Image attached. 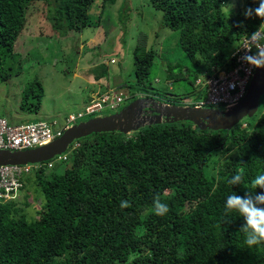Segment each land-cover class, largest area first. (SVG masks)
<instances>
[{"label": "trees", "instance_id": "trees-1", "mask_svg": "<svg viewBox=\"0 0 264 264\" xmlns=\"http://www.w3.org/2000/svg\"><path fill=\"white\" fill-rule=\"evenodd\" d=\"M94 1L0 0V80L6 81L15 67L21 72L15 46L30 7L44 3L54 32L77 33L99 24L105 6L117 0H102L96 19L90 15ZM228 2L151 0L164 26L179 33V45L194 66V82L232 69L231 54L264 22L245 17L247 8L258 6L253 0L225 14ZM154 57L153 49L135 47L134 76L126 87L145 94L127 95L128 103L157 95L155 90L147 95ZM42 95L34 79L21 91L19 109L37 114ZM167 97L164 102L182 104ZM92 135L93 141L81 138L68 146L71 165L63 174L35 173L44 198L36 220L28 221L14 202L0 205V264H264V245L249 249L239 233L242 217L225 215L233 192L241 197L264 192L251 183L264 174V94L256 114L230 131H201L177 122L146 126L130 136ZM237 173L241 184L230 185ZM156 196L168 205L166 215L152 211ZM121 201L131 206L121 209Z\"/></svg>", "mask_w": 264, "mask_h": 264}, {"label": "rangeland", "instance_id": "rangeland-1", "mask_svg": "<svg viewBox=\"0 0 264 264\" xmlns=\"http://www.w3.org/2000/svg\"><path fill=\"white\" fill-rule=\"evenodd\" d=\"M101 1L95 0L90 9V15L95 19L100 13ZM243 5L244 0H229L224 12L240 10ZM46 13L42 2L30 7L23 35L15 46V52L21 55V72L17 74L15 67L6 81L0 80V118L9 124L43 120L55 123L57 128L68 116L83 114L92 99L108 90L122 93L127 98L134 93L145 94L126 87L134 76L133 51L138 45L155 52L147 78L152 87L147 95L154 96L152 91L155 90L158 100H164L168 95L187 104L203 98L191 74L194 66L179 45V33L164 26L162 12L151 5V0H117L115 4L105 6L99 24L77 33L54 32ZM186 70L190 72L188 75ZM34 79L43 88L40 109L37 114L23 113L19 109L21 91ZM189 82H193V86ZM122 83L124 87H119ZM144 96L147 97L140 95L138 98ZM127 100L119 109L129 104ZM210 108L226 110L222 106ZM115 112L105 109L90 117L82 115L72 125ZM84 138L81 142H90L96 137ZM66 153L67 150L63 154ZM52 163L53 167L44 171L48 178L63 174L71 165L70 160L53 159ZM15 203L23 209L28 221L38 218L44 198L36 174L25 177L24 189Z\"/></svg>", "mask_w": 264, "mask_h": 264}, {"label": "water", "instance_id": "water-1", "mask_svg": "<svg viewBox=\"0 0 264 264\" xmlns=\"http://www.w3.org/2000/svg\"><path fill=\"white\" fill-rule=\"evenodd\" d=\"M264 94V69H255L244 97L234 106L219 111L210 107L163 103L161 100L137 98L112 115L76 123L51 143L25 151L0 150V165H26L46 162L62 155L74 141L92 134L119 132L123 135L159 124L189 122L201 131H230L245 117H252Z\"/></svg>", "mask_w": 264, "mask_h": 264}, {"label": "built area", "instance_id": "built-area-1", "mask_svg": "<svg viewBox=\"0 0 264 264\" xmlns=\"http://www.w3.org/2000/svg\"><path fill=\"white\" fill-rule=\"evenodd\" d=\"M245 42L246 37L242 39L240 45L231 54V58L235 62L232 69L229 71L221 70L216 75L201 77L196 81V85L204 90L202 99L189 104L182 103L184 102L182 100L181 105L200 108L222 106L224 109L236 105L244 97L255 71L241 60V57L245 55V50L241 49ZM254 52L255 49L253 48ZM126 98L122 93L108 90L106 94L98 95L92 99L85 107L84 113L78 114L77 117L82 115L90 117L104 112L105 109L115 111L120 108ZM77 117L68 116L63 125L57 128L55 123L43 120L9 124L6 120L0 118V150L25 151L47 145L58 138L64 130L71 127L76 122ZM77 146L75 145L74 148ZM68 154H62L49 161L36 164L0 165V205L15 203L19 199V195L24 189L25 177L31 173L35 174L47 168H52L53 159L66 161Z\"/></svg>", "mask_w": 264, "mask_h": 264}, {"label": "clouds", "instance_id": "clouds-1", "mask_svg": "<svg viewBox=\"0 0 264 264\" xmlns=\"http://www.w3.org/2000/svg\"><path fill=\"white\" fill-rule=\"evenodd\" d=\"M253 2L258 3V6L247 8L244 13L245 17H256L264 21V0H253ZM253 48L255 49L254 53ZM241 49L245 50V55L241 57V60L250 69H264V22L260 24L255 32L246 36V42ZM242 180V174L237 173L228 180V183L237 186L241 184ZM251 183L255 189L264 190V174L257 175ZM130 206L127 201L120 202L121 209ZM152 211L157 216H163L168 213L169 208L167 204L161 202L159 196H156L153 200ZM233 212L238 213L244 221L239 233L244 234V243L247 247L251 249L254 246L264 245V192L259 194L247 193L243 197L234 192L228 195L225 204V215Z\"/></svg>", "mask_w": 264, "mask_h": 264}, {"label": "flooded vegetation", "instance_id": "flooded-vegetation-1", "mask_svg": "<svg viewBox=\"0 0 264 264\" xmlns=\"http://www.w3.org/2000/svg\"><path fill=\"white\" fill-rule=\"evenodd\" d=\"M145 97V96H144ZM143 98V97H142ZM152 98H155V97H152ZM155 99H157V98H155ZM161 101L164 103V101L161 99Z\"/></svg>", "mask_w": 264, "mask_h": 264}, {"label": "crops", "instance_id": "crops-1", "mask_svg": "<svg viewBox=\"0 0 264 264\" xmlns=\"http://www.w3.org/2000/svg\"><path fill=\"white\" fill-rule=\"evenodd\" d=\"M109 89V88H108ZM91 99V98H90Z\"/></svg>", "mask_w": 264, "mask_h": 264}]
</instances>
